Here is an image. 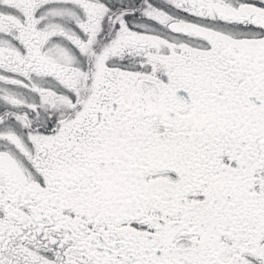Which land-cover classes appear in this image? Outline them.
Instances as JSON below:
<instances>
[{
  "label": "snow or ice",
  "instance_id": "6c2138e0",
  "mask_svg": "<svg viewBox=\"0 0 264 264\" xmlns=\"http://www.w3.org/2000/svg\"><path fill=\"white\" fill-rule=\"evenodd\" d=\"M0 264H264V0H0Z\"/></svg>",
  "mask_w": 264,
  "mask_h": 264
}]
</instances>
